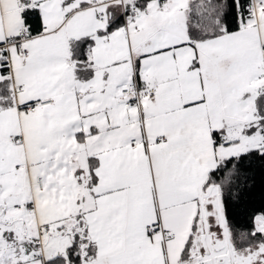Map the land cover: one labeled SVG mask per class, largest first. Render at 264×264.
I'll list each match as a JSON object with an SVG mask.
<instances>
[{"label":"snow or ice","instance_id":"obj_1","mask_svg":"<svg viewBox=\"0 0 264 264\" xmlns=\"http://www.w3.org/2000/svg\"><path fill=\"white\" fill-rule=\"evenodd\" d=\"M0 264H264V0H0Z\"/></svg>","mask_w":264,"mask_h":264}]
</instances>
